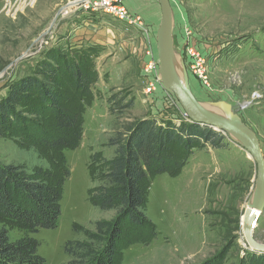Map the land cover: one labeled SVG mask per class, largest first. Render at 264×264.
<instances>
[{
    "label": "rangeland",
    "instance_id": "1",
    "mask_svg": "<svg viewBox=\"0 0 264 264\" xmlns=\"http://www.w3.org/2000/svg\"><path fill=\"white\" fill-rule=\"evenodd\" d=\"M74 1L0 0V74L23 54H33L0 79V99L6 96L12 82L32 74L49 51L72 56L69 41L64 40L67 35H61L59 28L78 11ZM170 1L175 30L182 29L180 37L174 34L176 49L183 51L190 32L191 41L206 50L211 66L209 85L195 79L187 68L194 95L204 103L232 104L257 134L264 154V0ZM60 11L53 30L44 36ZM78 13L82 14V25L87 24L83 35L96 41V45L84 47L88 56L82 57L90 60L100 80L94 88V101L84 109L82 142L77 149L63 152L70 177L64 186L58 226L28 234L39 243L38 254L46 264H69L72 257L66 251L68 243L86 240L83 233L77 232L80 227L95 230L97 221L111 220L116 214L91 204V190L102 185L93 156L114 158L109 140L126 132L135 121H186L171 93L159 87L151 100L144 94L141 48L145 45L140 40L141 32L100 13ZM111 34L117 35L113 53H119L121 45L125 52H121L119 61L116 54L111 57L110 70L105 60H99V42ZM123 59L127 67L116 70ZM117 94L126 99L124 105L133 100V107L123 111L115 108L111 113L108 99ZM223 135L225 148L197 150L178 177L161 175L150 182L145 214L156 225L158 236L147 246L136 244L125 249L123 264H239L246 254L254 253L245 239L242 219L255 187L256 164L245 150ZM0 161L25 166L29 171L51 165L48 156L22 147L14 137H0ZM254 228L255 240L264 245V213ZM8 232L12 241L27 236L17 228L8 227Z\"/></svg>",
    "mask_w": 264,
    "mask_h": 264
},
{
    "label": "trees",
    "instance_id": "2",
    "mask_svg": "<svg viewBox=\"0 0 264 264\" xmlns=\"http://www.w3.org/2000/svg\"><path fill=\"white\" fill-rule=\"evenodd\" d=\"M84 49V48H83ZM49 51L32 74L8 86L0 99V137H14L25 148L49 157L50 168H28L0 161V264H46L39 243L28 234L55 229L61 217L64 186L70 177L63 152L77 149L84 132V109L94 101L99 73L84 59ZM73 54L79 55L78 57ZM88 56V55H86ZM113 95L109 110L132 108L134 101ZM226 137L195 123L142 119L108 142L114 158L93 156L102 185L90 192L91 204L115 211L111 220L95 223V230L80 227L86 240L68 243L69 264H123V251L149 245L157 227L145 214L150 182L161 175L178 177L197 150L223 149ZM9 228L27 236L12 241ZM239 264H264V255L246 254Z\"/></svg>",
    "mask_w": 264,
    "mask_h": 264
},
{
    "label": "water",
    "instance_id": "3",
    "mask_svg": "<svg viewBox=\"0 0 264 264\" xmlns=\"http://www.w3.org/2000/svg\"><path fill=\"white\" fill-rule=\"evenodd\" d=\"M79 3L80 1L76 0L72 4L76 6ZM158 4L161 10V21L156 35V49L160 63L159 79L161 84L173 94L191 123L227 135L255 162L257 168L255 187L243 216V233L251 251L264 254V245L259 244L254 237V225L258 222L259 216L264 213V154L259 138L235 111L232 104L226 101L204 103L196 98L190 85L185 60L175 47V15L171 1L158 0ZM67 8L68 6L62 10ZM60 13L61 11L56 15L44 36L53 30ZM32 55L29 52L23 54L0 74V79L11 67Z\"/></svg>",
    "mask_w": 264,
    "mask_h": 264
},
{
    "label": "built area",
    "instance_id": "4",
    "mask_svg": "<svg viewBox=\"0 0 264 264\" xmlns=\"http://www.w3.org/2000/svg\"><path fill=\"white\" fill-rule=\"evenodd\" d=\"M79 1L80 3L76 5L78 9L100 13L113 19L125 22L129 26H133L141 32L143 38L142 43L145 45L143 58L144 61L141 67V76L145 84L144 94L149 100H151L157 93V89H159V87L163 90H166L159 79L160 63L157 55L156 45L153 47V45L148 46L145 44L149 36L148 28L140 17L133 16L129 13L125 6V0ZM10 6H12V3H9V7ZM187 40L188 42L185 43L184 49L181 52L183 58L186 61V66L190 74H192L195 79L201 81L205 85H209V73L211 66L207 58L206 50L204 51L201 49V46H196L191 41L192 34L190 32L187 33ZM166 91L169 92L168 90ZM173 98L176 100L175 97ZM185 122L191 123L187 116Z\"/></svg>",
    "mask_w": 264,
    "mask_h": 264
},
{
    "label": "crops",
    "instance_id": "5",
    "mask_svg": "<svg viewBox=\"0 0 264 264\" xmlns=\"http://www.w3.org/2000/svg\"><path fill=\"white\" fill-rule=\"evenodd\" d=\"M125 6L131 15L140 17L144 21L145 25L148 28V32H149V36L145 44H147L148 46H152V45L154 46L156 43L157 31H158L160 21H161V10L158 4V0H125ZM80 11L79 9L78 11L75 10V12L70 17V19H68L67 21H64V23L59 28V33L61 35L63 36L67 35L66 36L67 38L66 39L64 38V40L69 41L70 50H74V51L83 49L85 46H87V44L96 45L95 44L96 41H92L94 39L90 38L92 40L89 41V38L83 35V31H85L84 28L86 27L87 24L85 26L82 25L83 24L82 16H81L82 14L78 13ZM77 13L78 15H76ZM174 34L175 36L177 35L180 37V35L182 34V29L175 30ZM110 36L111 37L109 39H107L106 37H103L102 40L100 41L101 43L99 42V45H101L100 47L102 49L100 53L101 57L99 58V60H105L104 61L105 67L111 70L113 69V67H110L112 63H109L108 61H111V57L114 56L115 54L117 55L116 57H118L117 61H119V57L122 58L121 52L123 53L125 52V47L121 45L120 46L121 48L119 49V53H117L118 51L116 50L113 53L112 47L116 45L114 41L116 40L117 35L115 36L114 34H111ZM97 38L99 37L97 36L96 39ZM121 38L122 37L119 36L118 34L117 39L121 40ZM179 39L181 40V38ZM140 40L143 41V38L140 37ZM181 42L183 41L181 40ZM142 48H141V51L144 50V47ZM126 67H127V61L123 59V61L119 63V66L117 67L118 69L116 70L118 71L121 69L124 70ZM107 69H106V72L108 73Z\"/></svg>",
    "mask_w": 264,
    "mask_h": 264
},
{
    "label": "bare ground",
    "instance_id": "6",
    "mask_svg": "<svg viewBox=\"0 0 264 264\" xmlns=\"http://www.w3.org/2000/svg\"><path fill=\"white\" fill-rule=\"evenodd\" d=\"M191 76H189V78H190ZM190 85H191V80H190ZM191 88H192V86H191ZM193 91V90H192ZM194 93V92H193ZM260 215V214H259ZM261 217V215L259 216V218ZM243 220V219H242Z\"/></svg>",
    "mask_w": 264,
    "mask_h": 264
}]
</instances>
